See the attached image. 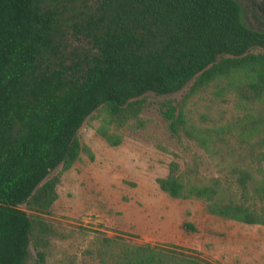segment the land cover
<instances>
[{
  "label": "trees",
  "instance_id": "16d2710c",
  "mask_svg": "<svg viewBox=\"0 0 264 264\" xmlns=\"http://www.w3.org/2000/svg\"><path fill=\"white\" fill-rule=\"evenodd\" d=\"M254 48L264 49V32L246 26L237 0H0V264H25L30 246L35 264L46 262L57 232L40 214L58 199L62 172L51 174L81 155L94 159L78 137L87 120L99 121L98 136L117 147L124 130L150 126L149 94L185 87L161 114L170 134L195 149L190 162L168 164L158 188L199 202L207 215L264 226V170L242 159V144L264 145V51ZM209 89L263 112L195 122L192 100ZM208 164L215 175L203 174ZM181 228L196 232L188 221ZM78 264L215 263L197 251L95 235Z\"/></svg>",
  "mask_w": 264,
  "mask_h": 264
},
{
  "label": "rangeland",
  "instance_id": "374dc122",
  "mask_svg": "<svg viewBox=\"0 0 264 264\" xmlns=\"http://www.w3.org/2000/svg\"><path fill=\"white\" fill-rule=\"evenodd\" d=\"M237 1L246 26L264 32L261 24H264V14L251 6L249 0ZM260 1L255 0L256 5ZM76 4L78 6V0ZM66 10L70 19L78 15V9ZM251 51L257 53L264 49ZM186 89L172 95L149 94L143 117L151 120L150 126L141 132L124 130L123 141L117 147L108 146L98 136L99 121L89 119L83 124L78 137L91 149L94 159L91 161L81 155L69 170L61 171L59 167L51 174L62 172L57 186L58 199L49 214H40L57 232V236L50 239L44 264H78L79 249L85 248L95 235L137 245L197 251L215 264H264V226L207 215L199 202L171 199L157 186L156 179L167 174L171 161L190 162L195 149L170 134L161 114L163 104L180 101ZM191 108L193 121L207 126L224 125L236 118L263 112L240 100L233 92L221 94L212 89L193 99ZM250 142L249 149L242 144V159L264 170V145L255 138ZM201 153L205 163H213L207 154ZM202 172L207 176L216 173L210 164ZM20 208L29 215L36 214L25 205ZM183 221L191 222L196 232H184ZM29 251L25 264H35V250L30 246Z\"/></svg>",
  "mask_w": 264,
  "mask_h": 264
},
{
  "label": "flooded vegetation",
  "instance_id": "af4514ba",
  "mask_svg": "<svg viewBox=\"0 0 264 264\" xmlns=\"http://www.w3.org/2000/svg\"><path fill=\"white\" fill-rule=\"evenodd\" d=\"M249 2H250V5H251V6H256V9H258V12L260 11L259 13H263V14H264V0H261L260 3H259V5H256L255 0H249ZM238 3H239V2H238ZM239 4H240V3H239ZM248 4H249V3H248ZM241 8H242V7H241ZM253 17L257 18V17H256V14H254ZM257 19H258V18H257ZM261 24L264 25L262 22H261Z\"/></svg>",
  "mask_w": 264,
  "mask_h": 264
}]
</instances>
